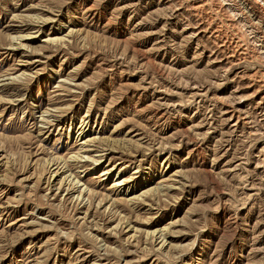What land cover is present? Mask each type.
<instances>
[{
  "label": "rangeland",
  "instance_id": "rangeland-1",
  "mask_svg": "<svg viewBox=\"0 0 264 264\" xmlns=\"http://www.w3.org/2000/svg\"><path fill=\"white\" fill-rule=\"evenodd\" d=\"M0 264H264V0H0Z\"/></svg>",
  "mask_w": 264,
  "mask_h": 264
},
{
  "label": "bare ground",
  "instance_id": "bare-ground-1",
  "mask_svg": "<svg viewBox=\"0 0 264 264\" xmlns=\"http://www.w3.org/2000/svg\"><path fill=\"white\" fill-rule=\"evenodd\" d=\"M206 5V4H205ZM216 7H217V9L218 10H220V11H222V6L220 5V4H216L215 5ZM195 10H196V8H194ZM197 11V10H196ZM204 23V22H203ZM201 24V23H200ZM207 24V23H206ZM228 25V24H227ZM203 27V26H202ZM216 30V29H215ZM205 32V34H206V31H204ZM199 33H201V31L199 32ZM203 34V33H202ZM220 35V33H217V35ZM211 35V34H210ZM221 36V35H220ZM213 37V36H212ZM222 37V36H221ZM219 38V37H218ZM217 38V39H218ZM222 39V38H221ZM216 40V39H215ZM220 40V39H219ZM226 41V40H225ZM238 41V40H237ZM236 41V42H237ZM220 42V41H219ZM221 43V42H220ZM223 43V42H222ZM230 43V42H229ZM222 45V44H221ZM231 45V44H230ZM242 45V44H241ZM216 46V45H215ZM219 46V45H218ZM229 46H227V44L226 45H222V48H224V50H229V48H228ZM234 47V46H233ZM236 47H239V46H236ZM219 50V49H218ZM221 51V50H220ZM244 51V50H243ZM234 52H235V50H234ZM247 52V51H246ZM222 53V52H221ZM224 53V52H223ZM224 55V54H223ZM230 54H228V56L227 57H231L232 58V56H229ZM233 55V54H232ZM217 56V55H216ZM234 58V57H233ZM239 58V57H238ZM223 59V58H222ZM230 59V58H229ZM234 60V59H233ZM236 60H238V59H236ZM232 61V60H231ZM230 62V61H229ZM237 119V118H236ZM87 142L88 143H90L91 141H86L85 143L83 142V143H81L82 145H87ZM86 152V151H85ZM79 157V156H78ZM75 160H77V158H75ZM81 172V171H80ZM120 184V183H119ZM76 187H77V184L75 185ZM79 195H80V193H79Z\"/></svg>",
  "mask_w": 264,
  "mask_h": 264
}]
</instances>
